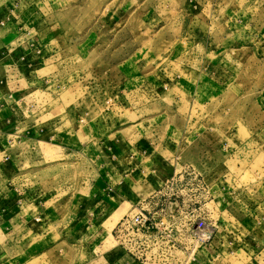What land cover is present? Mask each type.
Masks as SVG:
<instances>
[{
  "label": "rangeland",
  "instance_id": "374dc122",
  "mask_svg": "<svg viewBox=\"0 0 264 264\" xmlns=\"http://www.w3.org/2000/svg\"><path fill=\"white\" fill-rule=\"evenodd\" d=\"M33 1L58 24L31 70L37 130L73 143L91 124L117 144L101 151L110 167L141 166L149 194L164 190L132 206L95 199V236L82 238L95 264H264V0ZM48 173L64 216L74 170ZM141 208L156 227L131 241L119 225Z\"/></svg>",
  "mask_w": 264,
  "mask_h": 264
},
{
  "label": "crops",
  "instance_id": "0c3cea01",
  "mask_svg": "<svg viewBox=\"0 0 264 264\" xmlns=\"http://www.w3.org/2000/svg\"><path fill=\"white\" fill-rule=\"evenodd\" d=\"M41 5L45 2L0 0V264H95L98 261L89 246H95V240L88 245L82 241L92 230L95 236L101 212L95 209V199L120 198L132 206L159 188L149 194L155 184L150 178L139 179L144 174L141 166H132L128 174L117 165L110 167L113 162L101 151H114L117 144L102 136L95 138L89 123L85 128L75 126L73 143L65 134L52 136L50 131L37 130L32 120L37 114L30 94L36 83L31 70L41 62L42 38L58 29L52 14L38 9ZM76 111L81 119L83 114L89 116ZM95 150L105 168L97 179ZM57 166L74 170L64 216L48 206L46 198L56 195L46 183L56 180L48 171ZM109 187L112 191L107 195ZM63 190L69 191L68 184H63Z\"/></svg>",
  "mask_w": 264,
  "mask_h": 264
},
{
  "label": "built area",
  "instance_id": "2783aa9c",
  "mask_svg": "<svg viewBox=\"0 0 264 264\" xmlns=\"http://www.w3.org/2000/svg\"><path fill=\"white\" fill-rule=\"evenodd\" d=\"M164 190H160L158 194L151 195L147 200H150L148 203H151L156 197L164 196L163 193ZM157 198V199H158ZM145 200V201H147ZM144 201V202H145ZM189 226V224H188ZM156 225L153 223L151 217H149V214L144 208L140 209V212L135 215H128L126 216L120 223L119 229L122 231H126L129 236H131V241H141V238L139 236H144L146 233H149L153 228H155ZM118 229V231H119ZM206 229V228H205ZM205 229H197L193 227V230L189 232V236H197L200 241L205 243L208 239L207 236L209 231H205ZM207 239V240H206ZM137 243V242H136Z\"/></svg>",
  "mask_w": 264,
  "mask_h": 264
}]
</instances>
